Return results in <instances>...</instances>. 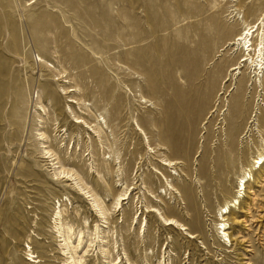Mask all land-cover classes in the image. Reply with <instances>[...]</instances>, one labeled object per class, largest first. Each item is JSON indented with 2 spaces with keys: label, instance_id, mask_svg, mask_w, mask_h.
Listing matches in <instances>:
<instances>
[{
  "label": "rangeland",
  "instance_id": "1",
  "mask_svg": "<svg viewBox=\"0 0 264 264\" xmlns=\"http://www.w3.org/2000/svg\"><path fill=\"white\" fill-rule=\"evenodd\" d=\"M260 21L264 0H0V264H264V166L238 193L264 90L231 71L233 39ZM74 116L107 129L88 140ZM42 146L109 212L128 191L110 224L53 180Z\"/></svg>",
  "mask_w": 264,
  "mask_h": 264
},
{
  "label": "bare ground",
  "instance_id": "2",
  "mask_svg": "<svg viewBox=\"0 0 264 264\" xmlns=\"http://www.w3.org/2000/svg\"><path fill=\"white\" fill-rule=\"evenodd\" d=\"M263 28H264V23H263V21H260L258 24H256V25L254 24L251 27L244 29L241 33H239L233 39L232 45H237L236 50L239 51V53H241L242 56H241V59L239 60V62L237 64H235V66H233V68L231 69V71H240L241 68H245L247 70V73L250 74V77L253 78L252 80H250V82L253 83V86L255 88H262V90H264V84L262 81L263 80V72H264V53H263L264 52V46H263V44H264V41H263L264 40V30H263ZM260 30H261V34L260 35L258 34V40L256 42H254L253 41V35L256 32L259 33ZM38 62H42V61L39 59ZM71 91H73V90H71ZM141 101L143 103H146V100L143 98H141ZM70 102L72 104L76 105L78 102H80V100H77L76 98H74ZM83 103H84L83 104L84 107H86V106L88 107V105L85 104V102H83ZM78 105H82V103L80 102ZM73 118H74V124L80 125V126L82 125L84 129H81V130L84 132H86V131L88 132L87 133L88 140L90 139L89 134H91L92 132L98 134V137H99L100 132L103 131V129H107L105 122L103 124H101V122L97 120L94 125H91L79 117L74 116ZM102 121H104V120H102ZM134 124L136 127V131L140 132V134L142 133L144 135V138H145V133L140 128V126L137 123H134ZM38 136H39V140L42 141V144H46L49 142V138L46 137L44 134H39ZM262 146H263L262 147L263 150L261 151V153L258 154V156L253 159V162L249 166V169L243 170L242 176L238 178V193L241 191H245L246 184L250 180V173L255 170V167H257V165H259L258 169H260L261 167L264 166V140L262 142ZM42 147L43 148H41L42 151L40 153L41 158L43 160H45L46 162H49L48 164H50V166L54 169V173L52 174L53 180L54 181L64 180L67 182L73 181L74 184L73 185L71 184L70 187L72 188V190L77 191V195L82 197L84 200L85 199L90 200L91 207L93 209L92 211L95 213V215H97L96 217H98L99 222H101L100 220H104L105 221L104 224L105 223L107 225L110 224L107 222V219L109 216H112L111 212H113V213L121 212L122 208H123V201L129 200V196L127 197V193H126L128 191H126L124 194H121L119 196L114 197L113 209H112V211L109 212L106 208H103V206H104L103 202L100 200V198L94 192H92L91 190H89V191L86 190L87 186L82 182V180L78 177V175L73 173L72 170H67L66 168H64L61 164L60 159L56 156V154L47 150L48 147H45V146H42ZM162 163H164V164H162L164 166L170 165L169 162H162ZM263 176H264V171H262L261 174L258 176L259 180H261L263 178ZM257 183L259 184L260 182L258 181ZM236 200H237V198H235L231 202H227L221 209H219L220 223L217 225L220 226V228H218V232L221 231L222 232L221 235L223 237H227L228 241H230L229 240L230 236L225 232H226V230L229 229V226L226 225V223H225L226 220H225L224 216H226L227 214L228 215L230 214L231 207H235L236 204L238 205V203H236ZM58 203H60V202H58ZM157 212H158V210H156L153 207H146V213L157 214ZM54 215H55V217H54V222H53V229L56 231V233L61 234L60 233L61 223H60V219H59L60 215L58 212L54 213ZM111 218L113 219V217H111ZM158 219L161 222V224L165 227H173V226L177 227L178 226V228H180L179 231H182V230L186 231L185 227L183 225L179 224L178 222H176L174 219H171V218L166 219V218H164V216L162 214L158 215ZM124 221H125V219H124ZM135 221H136V219H135ZM126 222H127V220H126ZM119 223H121V222L119 221L118 224ZM99 227H101V226L95 225V233H97L96 231H99ZM106 229H109V233H110V228L108 227ZM194 237L195 236L191 235V234H188V236H187L188 239H194ZM95 238H97V237H95ZM69 240H70V237L68 235L67 238L64 239L63 241L66 242ZM78 243L80 244V239H79ZM104 243H105V241H104ZM79 244H78V247L80 246ZM104 252L105 251H103V249H102L101 254H103ZM106 252H108L107 255L110 254L109 251L106 250ZM29 257H30V260L26 259L29 263H31V264H40L41 263L39 261V259L37 260V257H33L31 255ZM69 259H71V257L66 258V260H69ZM76 263L80 264L81 261L80 260L76 261ZM65 264H71V263H68V261H66Z\"/></svg>",
  "mask_w": 264,
  "mask_h": 264
}]
</instances>
